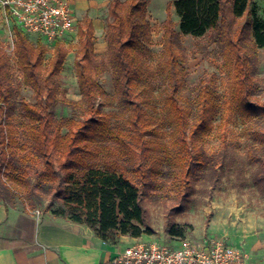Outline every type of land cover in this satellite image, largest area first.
<instances>
[{"label":"trees","instance_id":"trees-1","mask_svg":"<svg viewBox=\"0 0 264 264\" xmlns=\"http://www.w3.org/2000/svg\"><path fill=\"white\" fill-rule=\"evenodd\" d=\"M148 0H109L105 29L106 54L93 51L95 29L85 17L78 24L74 70L78 100L60 98L57 75L67 48L56 41L47 48L39 36L13 25V58L0 42V197L20 200L35 208L45 197L52 213L87 225L104 242L121 236L137 238L151 231L146 223L143 195L163 178L173 198L182 201L192 180L206 166L201 139L218 115H237L243 132L261 151L264 179V92L253 74V61L264 46V17L253 0L167 1L162 29V51L149 61L153 29ZM172 7L179 17L175 28ZM181 34L217 47V68L227 75L224 96L215 81L198 83L186 92L185 54ZM109 71L114 94L99 82ZM33 100L22 96V87ZM15 99L20 112L13 113ZM99 99L115 104L103 112ZM58 104L78 107L80 117L56 119ZM254 145V143L252 144ZM187 224L168 225L171 236L182 237Z\"/></svg>","mask_w":264,"mask_h":264},{"label":"rangeland","instance_id":"rangeland-1","mask_svg":"<svg viewBox=\"0 0 264 264\" xmlns=\"http://www.w3.org/2000/svg\"><path fill=\"white\" fill-rule=\"evenodd\" d=\"M72 6L77 24L83 22L85 17L92 20L95 29V42L93 51L96 56L106 54L105 29L109 20V0H67ZM167 1L174 0H148L147 15L153 29V41L149 45L151 55L149 61L154 64L162 51L160 23L165 17ZM260 17H264V0H253ZM172 18L175 28L179 30V17L172 7ZM13 25L10 16L0 9V42L10 57V67L15 77L20 80L21 73L13 58ZM35 41V35H29ZM69 39V38H68ZM78 35L73 39L61 40L68 50L62 70L57 75L58 95L60 98L78 100L79 88L74 70L75 44ZM196 40L189 34H181L180 45L185 54V82L186 92L194 91V87L201 82L215 81L220 95L224 96L228 84L227 75L216 66L220 61L218 49L208 43L207 39ZM47 52L45 60L52 54L53 45L44 43ZM253 74L261 92H264V46L259 48L254 59ZM99 82L107 95L114 94L111 73L103 72ZM22 96L33 100L32 91L23 86ZM103 112L115 109V104L108 100L99 99ZM20 104L15 99L13 113H19ZM56 119L80 117L78 107L58 104L53 108ZM243 121L237 115L221 119L220 115L213 122V128L201 139V148L206 156V166L195 173L191 190L187 196L178 201L173 198V191L168 180L163 178V184L158 188H150L143 195L144 206L147 212L146 223L150 226L149 233L139 237L142 241H156L169 246H176L185 240H199L202 238L219 237L228 241L244 254L246 244H264V179L259 164V147L245 132ZM254 143V145H252ZM47 198H43L35 208H45ZM52 202L51 207H55ZM31 209V207L27 206ZM172 222L187 224L182 237L171 236L168 225ZM130 237V236H129ZM127 243L121 240L122 248Z\"/></svg>","mask_w":264,"mask_h":264},{"label":"crops","instance_id":"crops-1","mask_svg":"<svg viewBox=\"0 0 264 264\" xmlns=\"http://www.w3.org/2000/svg\"><path fill=\"white\" fill-rule=\"evenodd\" d=\"M133 239L104 242L87 225L53 215L52 207L29 209L0 197V264H109L121 240ZM252 243L245 247L246 264H264V244Z\"/></svg>","mask_w":264,"mask_h":264},{"label":"built area","instance_id":"built-area-1","mask_svg":"<svg viewBox=\"0 0 264 264\" xmlns=\"http://www.w3.org/2000/svg\"><path fill=\"white\" fill-rule=\"evenodd\" d=\"M0 9L24 32L39 36L47 45L77 35L78 24L67 0H0ZM109 264H246V261L241 250L219 237L185 240L176 246L134 238L110 257Z\"/></svg>","mask_w":264,"mask_h":264}]
</instances>
